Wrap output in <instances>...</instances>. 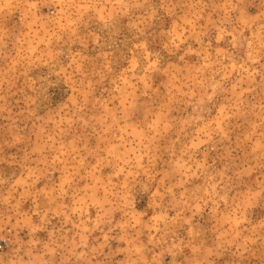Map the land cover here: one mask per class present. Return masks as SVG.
<instances>
[{
	"label": "rangeland",
	"instance_id": "obj_1",
	"mask_svg": "<svg viewBox=\"0 0 264 264\" xmlns=\"http://www.w3.org/2000/svg\"><path fill=\"white\" fill-rule=\"evenodd\" d=\"M0 264H264V0H0Z\"/></svg>",
	"mask_w": 264,
	"mask_h": 264
},
{
	"label": "built area",
	"instance_id": "obj_2",
	"mask_svg": "<svg viewBox=\"0 0 264 264\" xmlns=\"http://www.w3.org/2000/svg\"><path fill=\"white\" fill-rule=\"evenodd\" d=\"M3 245H1V247H2Z\"/></svg>",
	"mask_w": 264,
	"mask_h": 264
}]
</instances>
